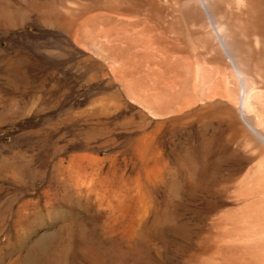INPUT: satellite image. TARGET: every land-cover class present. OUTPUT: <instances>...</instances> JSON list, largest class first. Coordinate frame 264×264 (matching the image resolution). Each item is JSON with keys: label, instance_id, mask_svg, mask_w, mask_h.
Returning a JSON list of instances; mask_svg holds the SVG:
<instances>
[{"label": "rangeland", "instance_id": "374dc122", "mask_svg": "<svg viewBox=\"0 0 264 264\" xmlns=\"http://www.w3.org/2000/svg\"><path fill=\"white\" fill-rule=\"evenodd\" d=\"M13 1L0 0V264H264L263 241L239 235L246 166L226 155L200 172L216 125L144 113L136 94L170 97L109 53L104 0Z\"/></svg>", "mask_w": 264, "mask_h": 264}, {"label": "bare ground", "instance_id": "6f19581e", "mask_svg": "<svg viewBox=\"0 0 264 264\" xmlns=\"http://www.w3.org/2000/svg\"><path fill=\"white\" fill-rule=\"evenodd\" d=\"M1 1L5 7L14 3ZM103 4L101 34L109 53L133 55L144 92L154 99L170 97L166 105L156 106L142 91L136 94L144 113L154 119H184L199 128L216 125L222 144L199 154L200 172L208 171L214 159L241 158L245 187L248 184L241 203L249 212L239 235L249 243H264V0H104ZM77 9L66 8L69 13ZM176 68L175 83L171 74ZM142 139L135 149L145 162L152 142Z\"/></svg>", "mask_w": 264, "mask_h": 264}]
</instances>
